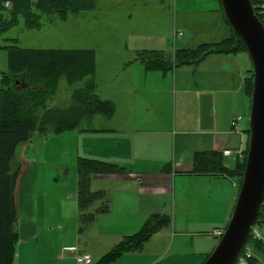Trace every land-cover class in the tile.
Returning a JSON list of instances; mask_svg holds the SVG:
<instances>
[{
  "label": "crops",
  "instance_id": "0c3cea01",
  "mask_svg": "<svg viewBox=\"0 0 264 264\" xmlns=\"http://www.w3.org/2000/svg\"><path fill=\"white\" fill-rule=\"evenodd\" d=\"M245 62L246 58H239L238 54L215 53L195 65L185 66L184 70L177 68L167 72L147 69L138 56L127 63L118 87L108 91L104 98L114 105L113 115H95L82 122L87 123L85 127L81 124L79 129L74 130L79 131L77 137L80 144L82 140L85 144L82 158L117 165L124 170L92 176L91 189L106 194L109 211L98 213L97 222L84 229V233L77 232L76 235V232L61 225L59 231L64 234L65 244L63 254L59 255L61 260L75 262V254L85 252L92 254L95 264L106 253L97 251L102 242L96 245L95 251H88L86 246L90 245L82 243V239L88 238L93 230L99 234V226L89 228L96 223L101 224L103 220L109 221L108 218H111L123 226L119 234L123 238L138 233L150 216L170 215L171 211V225L153 235L144 248L131 253V257L148 253L152 259L145 264H176L170 254L175 248L177 237H182V241L176 245V251L179 248L181 251L174 255L182 256L179 264H201L202 258L213 252L217 246L213 239L217 238L209 236L207 239L215 243L211 247L212 251H199L193 259L187 257L193 254L182 252V246H195V240L189 238H194L196 231H189V228L195 224L189 222L202 221L203 218L192 219L199 212L209 215L211 226L206 234L224 230L238 198L237 183L226 177L190 174L192 159L196 152L246 148L249 134L245 118L251 101L245 91V80L251 69ZM163 93L171 96L165 97ZM162 108H165L167 118L170 112L174 113L173 126H167L165 131L160 115ZM237 116H243L239 124L240 132L233 130L231 125ZM28 145L24 147L29 148ZM146 154L154 155V158L149 156L148 160ZM161 154L164 156L158 159ZM27 160L32 170L35 159ZM226 161L233 167V158ZM18 192L21 189L17 191V201ZM25 192L31 191L25 189ZM99 207L100 202H96L89 212L95 213ZM37 224V219L29 218L22 220L19 228L16 225L20 241L23 238L25 242L19 246L18 264H21L22 258L25 263L28 262L25 258L28 250L34 255ZM163 238L173 242L168 257L161 260L162 252L168 246L164 244L162 246L165 248L160 247ZM147 245H151L152 249ZM126 257L112 264H123L122 259L124 262L129 261ZM35 264H38L37 261Z\"/></svg>",
  "mask_w": 264,
  "mask_h": 264
},
{
  "label": "rangeland",
  "instance_id": "374dc122",
  "mask_svg": "<svg viewBox=\"0 0 264 264\" xmlns=\"http://www.w3.org/2000/svg\"><path fill=\"white\" fill-rule=\"evenodd\" d=\"M38 1L32 0L33 4ZM40 24L39 29H29L25 19L20 16L15 26L0 34V76L10 72L8 47L14 45L11 41L13 39L17 41L16 45L25 49L93 50L96 55L97 92L102 99L108 95V91L118 87L125 74L127 63L137 58L138 51L161 52L168 58L179 50L196 49L201 43L213 44L214 41L221 42L233 36L221 0H97L94 10L69 13L65 20L56 14L41 13ZM177 33H181V36L177 37ZM238 57L246 58L245 63L251 70L253 69L247 52L238 53ZM183 67L180 69H186L185 66ZM162 95L171 96L167 93ZM53 102L60 107H67L71 103L69 87L65 81L61 83ZM156 114L160 113L156 112ZM160 115L164 121L163 131L167 126H173V111L167 118L166 110L162 108ZM249 120L250 108L245 118L246 126ZM86 124V122L82 123V126L85 127ZM177 127L180 128L179 124ZM78 132L69 131L60 135L37 134L28 143L29 148L20 146L16 151L14 165L18 161L22 164L24 178L18 188L21 189L17 201L18 204L21 202L20 206L18 205L21 214L18 216L17 227H20L22 220L29 218L37 219L38 222L34 255L28 250V255L25 257L28 262L25 263L22 258L21 264H35V261L38 264H75L74 260L59 258L65 246L64 234L59 230L61 225H65L77 235L79 228L77 162L82 158L85 144L83 140L80 144ZM160 152L162 153V148ZM149 156L154 155L146 154V159L149 160ZM163 156L161 154L158 159ZM28 158L35 159V167L32 170L29 168ZM228 167L232 166L228 165ZM25 189L31 192H25ZM239 191L240 189L237 188V195ZM178 193L177 191V196ZM208 216L196 212L192 219L203 218L202 221L189 222L195 224L190 226L189 231L196 232L193 234L194 238L189 236L195 240V246L193 248L182 246V252L188 251L193 254L187 255L188 258H195V254L199 251H212V245L216 243L215 245L218 246L220 242L218 238L213 239L215 243L207 239L206 233L210 231L211 226ZM108 220L89 227L99 226L101 229L99 228L98 235L93 230L88 238L82 239L85 246L90 245L86 246L88 251L97 250L96 245L102 242V246L97 251L107 254L123 239L119 235L123 226L111 218ZM87 232H85L86 236H88ZM180 238L182 237H177L175 248L170 254L176 264L183 259L182 256H174L181 251L180 248L176 251V245L182 241ZM166 239H162L160 246L163 249L165 247L162 245H168L162 252L161 260L169 254L173 242ZM23 241L22 238L17 244L14 264L19 262L17 255L19 246L25 243ZM150 246L147 245L148 248H151ZM130 254L126 253L122 256H128L126 258L129 260L124 262L122 259L123 264H145L152 259L148 253L138 257H131ZM202 259L204 262L205 257Z\"/></svg>",
  "mask_w": 264,
  "mask_h": 264
},
{
  "label": "trees",
  "instance_id": "16d2710c",
  "mask_svg": "<svg viewBox=\"0 0 264 264\" xmlns=\"http://www.w3.org/2000/svg\"><path fill=\"white\" fill-rule=\"evenodd\" d=\"M6 1H10L13 7L9 11L0 10V34L15 26L20 16L25 19L29 29H39L41 13L56 14L65 20L69 13L90 11L97 6V0H39L36 4L32 0ZM251 1L256 12L258 6L264 3V0ZM256 14L264 25V19L259 13ZM11 41L14 45L8 47L10 72L0 76V264L15 263L16 247L20 240L16 230L19 216L17 191L23 174L22 164L18 161L14 165L17 149L28 144L37 134L60 135L74 131L79 129L84 120L95 115L111 117L115 110L112 102L97 94L96 55L93 50L25 49L16 45V40ZM241 52H247L246 46L233 33L231 38L221 42L204 43L196 49H182L172 57L167 58L161 52L143 50L139 51L138 58L147 69L167 72L195 65L211 54ZM63 81L69 87L72 99L68 107L52 104ZM245 91L251 101L253 69L245 80ZM248 149L249 142L243 150L245 158L236 159L233 167H228L222 152H196L190 174L226 177L236 180V186L240 189ZM77 168L78 232L82 233L96 221L98 213L109 211L106 194L91 190L92 176L122 172L124 168L87 158H79ZM96 202H100V207L95 213H90L89 209ZM171 221V216L167 214L150 216L138 233L123 237L95 264H112L126 253L141 251L153 235L170 226ZM255 227L260 230L263 239L257 240L250 236L247 248L253 255L248 264H264V207Z\"/></svg>",
  "mask_w": 264,
  "mask_h": 264
},
{
  "label": "water",
  "instance_id": "95a60500",
  "mask_svg": "<svg viewBox=\"0 0 264 264\" xmlns=\"http://www.w3.org/2000/svg\"><path fill=\"white\" fill-rule=\"evenodd\" d=\"M225 17L253 64V93L247 123L246 168L232 217L218 246L203 264H236L256 225L264 201V25L251 0H221Z\"/></svg>",
  "mask_w": 264,
  "mask_h": 264
},
{
  "label": "built area",
  "instance_id": "2783aa9c",
  "mask_svg": "<svg viewBox=\"0 0 264 264\" xmlns=\"http://www.w3.org/2000/svg\"><path fill=\"white\" fill-rule=\"evenodd\" d=\"M12 7H13V5L10 1L0 0V10L4 9V10L9 11L12 9ZM257 11L258 12H256V13H259V15L264 19V3H262L258 6ZM176 35H177V37H180L181 33H177ZM242 121H243V116H237L236 118H234V120H232V123H231L233 130L240 132L239 124ZM222 153H223V156L225 158H227V159L233 158L234 161L236 159L243 160L245 158L242 149H238V150H234V151L230 150V149H225V150H223ZM262 207H264V201H263ZM223 235H224V230H221V229L215 230L209 234V236L216 237L219 239H221L223 237ZM251 235L253 236L254 239H257V240L263 239L262 233L255 226L251 231ZM246 248H247V245L243 249L242 253L245 251ZM242 253L240 254L236 264H248L249 259L253 255L251 250L248 248L246 249V251L243 255H242ZM74 257H75L76 264H93L94 263L93 256L91 254H88V253H77V254H75Z\"/></svg>",
  "mask_w": 264,
  "mask_h": 264
}]
</instances>
